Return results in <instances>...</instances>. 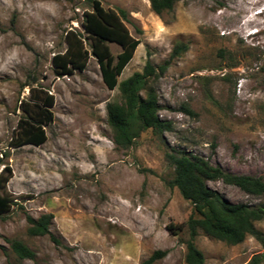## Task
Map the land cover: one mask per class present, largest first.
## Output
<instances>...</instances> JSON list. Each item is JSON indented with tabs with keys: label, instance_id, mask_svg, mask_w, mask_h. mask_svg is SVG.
I'll return each mask as SVG.
<instances>
[{
	"label": "rangeland",
	"instance_id": "rangeland-1",
	"mask_svg": "<svg viewBox=\"0 0 264 264\" xmlns=\"http://www.w3.org/2000/svg\"><path fill=\"white\" fill-rule=\"evenodd\" d=\"M93 1L0 0V158L13 170L7 192L15 202L0 217V264H187V228L173 236L167 226L186 224L193 207L172 187L167 156L187 152L225 173L264 181V0H177L162 17L149 0H98L124 10L141 41L119 82L150 63L157 77L148 87L172 126L162 135L142 133L129 149L113 142L106 107L123 98L106 87L97 60L90 56L72 76L54 73L68 31L81 33L90 51L82 22ZM181 44L187 51L171 59ZM109 46L115 57L121 53ZM31 87L55 97V119L44 145L12 148ZM207 184L233 204H264V196L221 180ZM45 214L54 216L57 242L28 233V217ZM256 228L264 233V222ZM13 241L35 259L20 260ZM195 244L205 264H247L264 254L252 237L230 246L199 232ZM156 252L166 255L148 263Z\"/></svg>",
	"mask_w": 264,
	"mask_h": 264
},
{
	"label": "trees",
	"instance_id": "trees-1",
	"mask_svg": "<svg viewBox=\"0 0 264 264\" xmlns=\"http://www.w3.org/2000/svg\"><path fill=\"white\" fill-rule=\"evenodd\" d=\"M152 11L162 17L170 13L177 0H149ZM129 18L124 10H107L98 0L93 1L92 10L84 14L82 28L90 40V51L86 49L85 39L77 30L66 34L67 49L53 57L52 64L57 77L72 76L75 71L87 68L90 56L94 57L101 69L106 87L118 89L123 98L122 104H108L106 107L107 123L113 133V142L118 148L129 149L134 146L140 135L148 130L156 135L171 131L169 122L159 116L160 105L154 88L148 87V80L157 77L156 69L147 63L142 73H135L123 82H119L127 65L132 61L141 44L130 33L127 23ZM138 34H142L137 29ZM109 44H116L121 53L115 57ZM187 51L186 45H177L171 59L179 58ZM163 74L165 67H159ZM144 92V94H142ZM55 97L42 87H31L29 98L23 99L20 109L23 117L18 123L17 135L13 138L12 148L25 145L41 147L47 140L46 127L54 122L52 108ZM174 166L172 187L177 188L182 198L193 207V214L186 224L170 223L167 230L177 236L187 228L189 239L186 242V263L205 264L203 253L195 242L202 232L206 237L237 246L252 237L264 248V233L256 224L264 222V204L249 206L233 204L220 193L208 187L209 181L221 180L243 192L264 196V181L261 178L225 173L221 168L187 152L167 156ZM4 158H0V217L11 212L14 200L7 192V185L13 177V170ZM54 216L42 215L38 220L28 217V233L32 237L49 236L57 242L50 231ZM12 251L20 260H34L35 253L20 241L11 242ZM165 252H156L148 263L164 257ZM264 254L252 257L247 264H262Z\"/></svg>",
	"mask_w": 264,
	"mask_h": 264
},
{
	"label": "bare ground",
	"instance_id": "bare-ground-1",
	"mask_svg": "<svg viewBox=\"0 0 264 264\" xmlns=\"http://www.w3.org/2000/svg\"><path fill=\"white\" fill-rule=\"evenodd\" d=\"M264 12H262V14H263Z\"/></svg>",
	"mask_w": 264,
	"mask_h": 264
}]
</instances>
